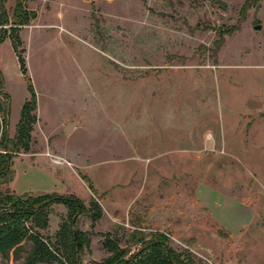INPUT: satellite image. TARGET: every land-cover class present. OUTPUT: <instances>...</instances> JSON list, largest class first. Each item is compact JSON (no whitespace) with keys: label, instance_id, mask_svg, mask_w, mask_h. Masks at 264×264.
Instances as JSON below:
<instances>
[{"label":"rangeland","instance_id":"rangeland-1","mask_svg":"<svg viewBox=\"0 0 264 264\" xmlns=\"http://www.w3.org/2000/svg\"><path fill=\"white\" fill-rule=\"evenodd\" d=\"M16 2L4 0L10 18ZM25 7L32 18L18 32L19 56L10 38L0 44L10 97L0 128L15 136L30 84L38 103L11 189L29 194L56 178L49 156L28 154L50 147L70 161L53 187L88 208L77 222L90 240L83 264L108 257L104 238L86 226L104 218L107 202L93 181L109 177L134 196L108 232L130 250L127 258L142 238L163 233L201 264H244L248 256L264 264V0H26ZM73 120L80 126L66 134ZM203 187L222 205L251 203L252 222L238 240L203 207L211 204ZM52 208L63 223L68 209ZM31 247L27 240L18 255L0 253V264H27Z\"/></svg>","mask_w":264,"mask_h":264},{"label":"trees","instance_id":"trees-1","mask_svg":"<svg viewBox=\"0 0 264 264\" xmlns=\"http://www.w3.org/2000/svg\"><path fill=\"white\" fill-rule=\"evenodd\" d=\"M25 1L17 0L10 18L4 0H0V44L7 37L10 38L17 56L21 47L18 32L32 18V13L25 7ZM10 23L12 26L8 30L6 26ZM22 68L24 69L23 62ZM29 90L31 98L22 108L15 136L10 138L4 125L0 128V147L4 151L0 152V253L5 256H9L11 252L18 255L24 242L30 240L32 247L25 259L27 264H83L84 247L90 240L87 233L77 227L78 215L88 211L82 201L74 195L58 193L19 195L10 187L15 176L14 158L30 149L28 138L30 139L32 123L35 121V116L31 114L37 110L38 103L32 84L29 85ZM0 97L7 102L5 106L0 105V112L7 113L10 97L4 92L1 70ZM55 204L64 205L68 209V215L52 238L42 234L41 230L49 227V215ZM90 207L94 210L93 221H97L101 212L94 199ZM140 241L143 243L142 247L127 258L130 250L120 248L116 236L112 238L111 233L105 234L103 244L111 254L98 264H134L135 261H139L138 264H201L193 252H181L172 248L169 238L163 233H152Z\"/></svg>","mask_w":264,"mask_h":264},{"label":"crops","instance_id":"crops-1","mask_svg":"<svg viewBox=\"0 0 264 264\" xmlns=\"http://www.w3.org/2000/svg\"><path fill=\"white\" fill-rule=\"evenodd\" d=\"M66 125V124H65ZM80 126V124H79ZM78 127V126H77ZM75 127L71 133L77 128ZM65 128V126H64ZM69 133V134H71ZM46 155L49 156L51 159V162L53 163L54 167H55V173L53 174V176H55L56 178H48V183H43L44 185H49V187L46 188H37L34 190H29V194H42V193H48V192H52V193H56L54 192V183L55 182H59L61 183V185L63 184L62 177H61V171L63 169V166L65 164L70 165V161H65V157H63L64 155L61 153H58L56 151H51L50 147L48 152H41V153H31L28 154V156H32L34 157L35 155ZM64 158V159H63ZM60 161V162H56ZM76 162V161H74ZM77 163V162H76ZM38 164V163H37ZM46 177L47 176V171H41ZM59 177V179H57ZM109 177V176H108ZM54 179V180H53ZM95 180V179H93ZM114 178L109 177V181H107V183L105 184H101V182L98 181H93L94 185H95V189L99 191V193L104 194V198L103 200L106 201V205H103V209H104V218H102V221H105L106 224L101 225V222H97L94 226H86V229L95 231V235H93V238L97 237L96 241H100L101 239L104 238V236H101L102 233H108V232H113V225L116 224V222H119L118 220V215L122 214L123 212H127V210L129 209V205L133 202V198L134 196L130 197L127 194V191H124V187L122 188H114ZM41 185V184H40ZM127 185V184H125ZM60 190V189H59ZM14 191V190H13ZM15 193L17 191H14ZM28 194L27 191L23 192V193H17L19 195H23V194ZM58 193V192H57ZM202 195H204L205 197L211 198L210 202L211 204L208 205L207 201L206 203H203V207H205L208 210H211L214 214V218L216 219V221L223 226L224 228H226L227 230H229L232 233V236L235 238V240H238V236L242 235V229L244 227H246L248 224H251L252 219H253V210L251 207V203H247L246 204L242 203V202H236V203H232L231 201H227L225 204L222 205V202L217 198H212V194H210V192H208L205 187H203L202 189ZM209 195V196H208ZM203 197V196H202ZM214 201V202H213ZM213 202V203H212ZM122 212V213H121ZM247 214H249V216H247ZM54 211L52 213H50L49 215V227L45 230V232H47L50 237L53 238L54 235L53 234L55 231H57L60 227L61 224V218H59V221H55L54 218ZM53 217V218H52ZM102 226V228H101ZM104 226V227H103ZM48 236V235H47ZM100 236V237H99ZM95 240V239H94ZM189 244V243H188ZM192 248V247H191ZM193 250H195V252L202 256L203 253L202 251H200L199 247L196 248H192ZM104 253V257H107L111 254V252L107 251L108 253H105V249H101ZM99 261V260H97ZM254 263L251 259L250 256H248L247 258L244 259V264H252ZM225 264H230V262L225 263Z\"/></svg>","mask_w":264,"mask_h":264},{"label":"water","instance_id":"water-1","mask_svg":"<svg viewBox=\"0 0 264 264\" xmlns=\"http://www.w3.org/2000/svg\"><path fill=\"white\" fill-rule=\"evenodd\" d=\"M255 30H257V31L262 30V25H259V24L256 25V26H255ZM79 124H80V122H78V121H76V120H73V121H71V122H68V123L65 125V133H66V134L71 133V131H72L75 127L79 126ZM75 220H76V218L74 219V222H75ZM75 237H76V239H77V235H75Z\"/></svg>","mask_w":264,"mask_h":264},{"label":"built area","instance_id":"built-area-1","mask_svg":"<svg viewBox=\"0 0 264 264\" xmlns=\"http://www.w3.org/2000/svg\"><path fill=\"white\" fill-rule=\"evenodd\" d=\"M56 162H60V161H57V160H56Z\"/></svg>","mask_w":264,"mask_h":264}]
</instances>
